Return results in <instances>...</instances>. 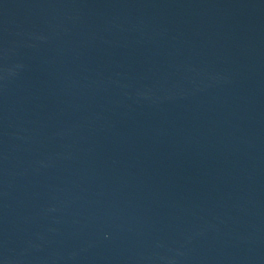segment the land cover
Here are the masks:
<instances>
[{
    "label": "water",
    "instance_id": "1",
    "mask_svg": "<svg viewBox=\"0 0 264 264\" xmlns=\"http://www.w3.org/2000/svg\"><path fill=\"white\" fill-rule=\"evenodd\" d=\"M0 264H264V0H0Z\"/></svg>",
    "mask_w": 264,
    "mask_h": 264
}]
</instances>
